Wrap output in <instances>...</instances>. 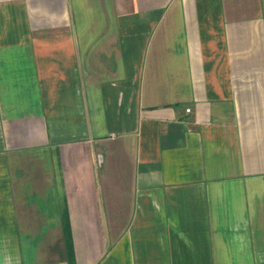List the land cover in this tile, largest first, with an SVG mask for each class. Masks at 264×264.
<instances>
[{
	"label": "crops",
	"instance_id": "obj_1",
	"mask_svg": "<svg viewBox=\"0 0 264 264\" xmlns=\"http://www.w3.org/2000/svg\"><path fill=\"white\" fill-rule=\"evenodd\" d=\"M0 264H264V0H0Z\"/></svg>",
	"mask_w": 264,
	"mask_h": 264
},
{
	"label": "built area",
	"instance_id": "obj_2",
	"mask_svg": "<svg viewBox=\"0 0 264 264\" xmlns=\"http://www.w3.org/2000/svg\"><path fill=\"white\" fill-rule=\"evenodd\" d=\"M187 111V113L189 112V110H186Z\"/></svg>",
	"mask_w": 264,
	"mask_h": 264
}]
</instances>
